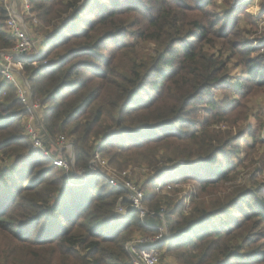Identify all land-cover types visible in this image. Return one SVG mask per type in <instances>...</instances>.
<instances>
[{
  "label": "trees",
  "instance_id": "16d2710c",
  "mask_svg": "<svg viewBox=\"0 0 264 264\" xmlns=\"http://www.w3.org/2000/svg\"><path fill=\"white\" fill-rule=\"evenodd\" d=\"M212 1L29 0L25 19L37 20L44 49L13 62L41 107L42 131L70 137L74 169L85 177L67 184L33 148L27 110L0 75V264H131L123 244L136 231L155 234L158 215L168 230L162 244L179 264H264V194L224 193L235 166L218 164L226 150L238 155L244 135L255 137L244 106L213 94L231 81L233 59L246 78L230 84L232 93L250 81L264 86V54L235 18L213 16ZM7 16L0 0V52L14 45ZM95 152L119 169L153 167L147 182L182 162L171 169L185 167L181 181H194L198 202L181 218L180 206L162 208L148 192L149 215L141 221L131 210L120 223L125 190L91 174ZM13 157L18 164H4Z\"/></svg>",
  "mask_w": 264,
  "mask_h": 264
},
{
  "label": "rangeland",
  "instance_id": "374dc122",
  "mask_svg": "<svg viewBox=\"0 0 264 264\" xmlns=\"http://www.w3.org/2000/svg\"><path fill=\"white\" fill-rule=\"evenodd\" d=\"M14 1L16 4L15 8L17 14L21 15L23 21L26 23V16L21 11V4L18 3L20 0ZM190 2H192V0H190ZM212 2L213 4L208 7V10L212 12L213 16L217 17L218 15L224 20L226 19L229 21H232L235 18L238 21L239 29L242 31L243 39L247 40V44L260 46L259 53L264 54V0H213ZM234 2L235 4L237 3V5L236 8L231 11L229 6H232L231 4H234ZM29 26L30 25L27 24V27L32 30L35 37L42 39L43 32L38 30L35 27L36 25L33 27ZM39 43L38 46H40L41 50H43L44 48H42V45H40L41 43ZM251 56L255 58L256 54H251ZM13 63L15 65L17 80L21 81L22 78H25L21 65L15 62ZM230 64L231 81H228L225 86L215 91L213 94L216 98H219L220 101H224L230 106H236L238 103H241L244 106L245 109H238V111H245V124H249L251 126V132L256 140L255 138L250 139L249 136L244 135L237 141L239 148L237 156L228 150L224 151L223 154H220L218 159V164L220 166L227 165L228 163L235 166L233 172L229 175L230 177L228 181L224 182V193H227L230 189L232 190L237 187H244L249 190H262L261 193L264 194V86H258L254 81H250L247 83L245 88L240 91V95L232 93L229 87L230 84H233L236 79L245 80L246 77L245 75H241L242 66L238 65L240 63H238L236 59H233ZM203 96L206 98V95ZM40 108L41 107L39 105L37 110V124L39 125H41L40 118L42 112ZM232 116L243 117V114L235 111V114L233 113ZM23 117V124L26 128L27 118H29L28 113H26ZM42 129L41 125V130ZM41 130L39 132L42 143V148L39 149L40 152L47 158L51 159L52 163L53 160L63 159L66 160L69 165V169L67 171L59 168V171L64 174L66 178V183L69 185L74 183V177L79 180L83 179L85 176L81 172L75 171L74 169V160L72 158L73 144L70 137L64 134L62 137L58 135L53 138H49V136L47 137L44 131ZM45 151L50 152L49 155H45ZM14 161H17V164L19 162L18 159L13 157L7 159L4 164L9 166L14 163ZM93 162L94 168L91 171V174H99V182H106L105 176L100 175L103 172L117 179L122 177L118 176V172L129 170L132 178L135 180L137 178L140 179L138 182L141 184L144 193L156 192L157 195L154 197V203L158 201L162 208H168L169 211L174 205L177 207L180 206L183 213L181 218L189 216V213L193 208L192 206L194 200L198 202L197 196L194 195L196 194L194 181H181V176H183L181 172L185 167L177 170L171 169L177 162L170 165L168 164L167 166L164 165V171L152 182H147V175L151 178L153 177L151 174L152 172H150L153 167L147 168V166L142 164L141 167L130 165L129 167L119 169L116 166L109 164L107 158L103 157V155L98 152L94 153ZM175 178L178 179L175 180ZM164 196L166 197L165 203L162 201ZM143 207L147 210L149 209L144 201ZM174 217H176V215H172L171 218ZM137 233L149 234L142 231H136L135 234ZM159 249L162 252V260L164 263L179 264L175 256V251H167L163 244L160 245Z\"/></svg>",
  "mask_w": 264,
  "mask_h": 264
},
{
  "label": "built area",
  "instance_id": "2783aa9c",
  "mask_svg": "<svg viewBox=\"0 0 264 264\" xmlns=\"http://www.w3.org/2000/svg\"><path fill=\"white\" fill-rule=\"evenodd\" d=\"M19 3L22 7V13L26 17L32 18L29 10V0H20ZM13 4L14 3L11 0H3V5L8 14L5 21V30L14 39V45L8 50L0 52V75L4 80L12 83L15 86L17 96L24 104L29 115L25 128L26 133L32 142L33 148L40 149L42 148V143L40 140L41 136L39 135L41 125L37 124V110L39 108V104L32 101L26 79L22 78L21 81L17 80L15 74V65L12 60L15 57L21 56H38L41 51V47L38 46V43H41L44 36H42V39L35 37L32 30L27 27V24L33 27L37 23V20L33 18L32 22H30L25 19V23L21 15L17 14ZM49 153L50 152L45 151V155H49ZM53 164L61 170L67 171L69 169L67 161L63 159L53 160ZM101 175L105 176L106 183H108L110 186L117 187L120 185L124 188L125 199L128 201V205H131L133 210L138 212V216L141 221H143L147 215H149V211L143 207L145 193L141 187V184L131 177L129 170L118 172V176L122 177L117 179L104 172L101 173ZM70 185H73V183ZM123 209H125V207L122 205L116 208V210ZM158 216L160 221L159 224H157V232L155 234L147 235L134 233L132 237L123 244L125 251L131 258V264H166L162 260V252L159 248L160 245H162V242L168 236V230L165 220L161 215ZM118 222L122 223L125 221L118 219Z\"/></svg>",
  "mask_w": 264,
  "mask_h": 264
},
{
  "label": "water",
  "instance_id": "95a60500",
  "mask_svg": "<svg viewBox=\"0 0 264 264\" xmlns=\"http://www.w3.org/2000/svg\"><path fill=\"white\" fill-rule=\"evenodd\" d=\"M181 163L182 162H177L174 166H177ZM120 205H121V198L118 200V202L116 204V208H118ZM131 210H133V207L131 205H127L125 207V209H123V210H115V216L119 220L126 221L127 220V213H128V211H131Z\"/></svg>",
  "mask_w": 264,
  "mask_h": 264
},
{
  "label": "crops",
  "instance_id": "0c3cea01",
  "mask_svg": "<svg viewBox=\"0 0 264 264\" xmlns=\"http://www.w3.org/2000/svg\"><path fill=\"white\" fill-rule=\"evenodd\" d=\"M11 1L14 3V4H13V5H14V9L16 10V8H15V7H16L15 1H14V0H11ZM17 2H18V1H17ZM18 3H19V2H18Z\"/></svg>",
  "mask_w": 264,
  "mask_h": 264
}]
</instances>
